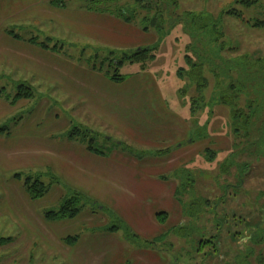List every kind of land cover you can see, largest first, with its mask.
Listing matches in <instances>:
<instances>
[{
  "label": "crops",
  "instance_id": "1",
  "mask_svg": "<svg viewBox=\"0 0 264 264\" xmlns=\"http://www.w3.org/2000/svg\"><path fill=\"white\" fill-rule=\"evenodd\" d=\"M50 2L0 0V73L2 70L9 74L14 72L23 79L19 83L31 80L56 88L63 97L82 106L93 121L113 134L119 133L118 136L125 137L129 144L145 149L174 148V151L166 157L143 160L118 150L108 157L99 156L89 152L79 141L62 137L71 130L74 121L63 116L46 98L35 102L21 100L12 105L0 97V127L19 118L9 136H0V173H15L18 169L23 170L22 173L50 170L70 187L98 202L111 204L109 207L141 237L159 238L172 228V213H179L180 209L183 213L176 199L177 181L173 178L162 180L161 176H170L192 160L194 145H182L190 140L192 127L184 116L168 106L158 80L146 71L135 72L129 80L119 84L69 56H75L71 52L78 53L79 47L87 44L137 50L151 46L156 38L137 25L107 14L67 6L56 8ZM49 21H58L69 37L76 40L72 43L67 37L61 39L76 46L71 47L72 51H65L66 55L44 50L30 43V39L15 38L8 33L11 24L24 29L36 26L37 22L48 24ZM56 29L60 30L59 27ZM23 111V115H18ZM16 181L19 180L15 179L8 186L0 185L6 199L3 204H8V214L26 230V238L32 243L46 242L47 256L55 253L53 250L57 249L59 241L28 208L18 206L33 201L24 184L21 186ZM58 193L54 198L61 200V190ZM161 213H167L169 217L165 226L157 219ZM82 242L80 239L75 247H80ZM97 243L98 240L89 242V246ZM100 245L109 246L115 253L114 258L118 260L115 264H126L131 260L134 264L166 263L163 254L133 250L118 234L102 237ZM67 248L70 246L61 251L64 255ZM91 256L89 260L93 263L90 264H101L100 261L106 260L94 253Z\"/></svg>",
  "mask_w": 264,
  "mask_h": 264
},
{
  "label": "trees",
  "instance_id": "2",
  "mask_svg": "<svg viewBox=\"0 0 264 264\" xmlns=\"http://www.w3.org/2000/svg\"><path fill=\"white\" fill-rule=\"evenodd\" d=\"M97 7H88V11L101 14H107L115 17L127 24L137 25L146 33H153L157 42L153 46L142 48L140 50H120L112 49L102 45L87 44L79 47L80 60H85L91 70L104 74L114 83H124L130 77L120 74L121 68L126 64H141L143 71L149 61L156 59V52L159 50L160 41L168 34L169 27L178 23L186 22L190 24V36L193 39L191 46L187 48L194 56L187 55L186 61L189 70L179 72V75L187 81L188 87L195 88L197 97L192 100V110L196 114L205 105L204 92L209 86V78L214 79L215 88L210 104L225 105L231 110V129L235 139H249L251 133L256 131L258 135V149L260 156L264 157V57L256 55H243L238 58H225L223 53L234 51L228 48L225 38L226 34L221 27L224 17L242 18V14L236 10H230L220 17L213 15H203L201 13H187L188 19L177 16L179 7L178 0H90ZM248 7L253 5L252 1H243ZM256 3V2H255ZM52 7L65 8L64 0H52ZM186 17V16H185ZM248 24L255 29L264 30V21H250ZM15 38L14 32L8 31ZM39 43L37 38L30 39L29 42L37 44L41 48L53 53H64L66 45L64 42L56 43L51 46V40ZM90 52L88 57L84 54ZM94 52V53H93ZM209 70L207 76L206 71ZM35 89L26 82L18 83L17 92L14 96L7 95L5 89L0 90V97L16 105L21 100H34L36 98ZM19 118L12 120V124ZM74 125L73 122H71ZM11 128L8 124L0 127V136H9ZM69 140L79 141L86 149L96 155L108 157L114 151L118 150L124 154L132 156L137 160L146 158L166 157L170 155L174 148L167 149H145L136 145L121 141L116 143L113 148L99 149L96 147L99 134L86 126H73L69 132L62 136ZM113 140V139H112ZM203 137L197 138V141L191 138L190 142L182 144L203 141ZM209 160H213L216 155L214 150L209 148L203 152ZM236 166L233 154L229 156L222 167L223 173L229 175ZM186 165L178 168L170 176H161L162 180L173 178L178 183L176 199L181 205L183 216L188 218L185 224L172 227L165 234L156 239H146L135 232L129 224L126 223L112 209L102 206L94 201L85 193L72 189L65 185L52 171L46 172H26L17 173L14 177L23 181L27 194L32 201H38L45 198L54 187L63 186L66 190V196H63L58 210L47 211L44 218L48 222H60L75 219L81 214L88 204L93 205L92 210H100L109 218L113 219L112 225L101 228L100 232L116 234L121 232L124 239L135 250L152 251L165 254L169 250L161 249V246H168L175 250L176 244L171 239H176L178 248L175 255H172L169 264H264V226L255 229H248V223L244 217H230V215L220 213V204L218 207L206 197H194L195 179ZM247 166H241V176L237 185H227L226 188H235L234 195L226 192L219 202L224 203L229 197H239V192L244 184V175H247ZM239 168V167H238ZM49 180L50 183L44 182ZM184 191V192H183ZM186 194L190 201V210L187 212L183 203ZM212 212L214 216L211 222L202 223L204 215ZM168 214L158 215V221L165 226L168 221ZM109 224V223H108ZM236 229L235 231H233ZM224 232H227L224 237ZM252 233L251 237L246 238L244 234ZM81 237H69L65 240L68 246H76ZM245 240V241H244ZM246 241L252 243L261 251L256 253L255 249L246 245ZM10 240H0V245H4ZM241 242H245L242 244ZM238 243H241L237 245ZM239 246L237 249L235 247ZM248 249V250H247ZM250 249V250H249ZM165 252V253H164ZM126 264H133L128 261Z\"/></svg>",
  "mask_w": 264,
  "mask_h": 264
},
{
  "label": "rangeland",
  "instance_id": "3",
  "mask_svg": "<svg viewBox=\"0 0 264 264\" xmlns=\"http://www.w3.org/2000/svg\"><path fill=\"white\" fill-rule=\"evenodd\" d=\"M64 1L67 7L73 9L83 8L87 10L91 6L97 7L95 3H90V0ZM243 1H252L254 4L248 7L242 3ZM178 2L177 16L183 19H188L187 13H201L215 17H220L223 13L230 10H236L241 13L242 18L224 17L221 23V27L226 34L225 41L227 47L233 48L234 50L223 53L224 57L238 58L246 54L264 57V30L255 29L251 24H248L249 21L251 23H254L256 20L264 21V0H178ZM55 22L49 21L48 24L46 22H37L36 26L32 25L24 29L13 24L10 27L12 28V32H15L17 36L23 39L37 38L39 43L47 42L46 40L49 39L51 40V46L59 42H64L66 45L65 51H69L71 47H76L73 44L61 40L67 37L68 41L72 43L76 42L74 38L69 37L64 27L58 25V21ZM189 26L190 24L182 22L173 27H169L168 34L160 41L159 50L156 52V59L149 61L144 71L158 80L168 106L184 116L188 124L192 127L193 134L191 138L195 141L199 137H203L204 139L201 142L193 144V151L191 153L192 160L185 167V169L190 171L196 182L194 197L209 198L217 207L222 204L219 210L221 214L227 213L230 217L237 218L244 217L248 223V229L251 231V229L253 230L264 226V157H259L260 153L257 140L259 137L256 131L254 132L253 130L249 139H235L231 129L230 108L225 105L210 104L215 88L213 78L207 77L209 79V86L204 92L205 105L196 114L193 113L192 100L197 97V93L195 88L188 87L187 81L179 75L180 71L185 72L189 70L186 56H194L192 52L187 50L189 46L194 44L190 36V31L192 30ZM56 27H59L61 31L57 30ZM153 35L155 36V34ZM156 42L157 38L150 45L153 46ZM71 53H74L75 56L69 54L70 57H74L77 62L88 66L85 60L78 58V56L80 57L79 52L76 53V51H73ZM88 54L91 55L90 52H87L84 54V57H88ZM142 70L141 64H126L121 68L120 74L130 77L133 73ZM208 72L209 70L206 71L207 76L210 73ZM18 81H23L22 77H18L14 72L9 74L2 70L0 73V90H6V93H3L4 97L7 95L14 96L16 94ZM29 83L36 90L34 102L46 98L63 116L74 121L72 127L83 125L97 132L99 137L96 147L99 149L106 150V148H113L116 146V143L126 141L125 137L118 136L119 133L113 134L108 128L93 121L82 106L76 104L69 97H63L56 88L52 89L48 85L45 87L44 84L37 81L29 80ZM23 113L25 112L23 111L18 115H23ZM6 124L13 129L14 124H12V120L4 125ZM207 148L215 151L216 155L213 160H209L203 153ZM232 154L236 166L231 170L229 175H226L223 173L222 167ZM243 165L247 166V175L243 176L244 184L239 192V197H229L224 203L219 202L218 199L223 197L228 191L231 192V196L234 195L235 188L232 189L229 187L227 189L226 186L230 185L235 187L237 185L241 176V166ZM14 171L15 173L1 172L0 185L1 183L7 185L15 181L16 178L14 176L23 170L18 169ZM16 182L21 186L24 184L20 180ZM44 182L47 184L50 183L49 180H44ZM64 184L68 185L65 182ZM57 188H53L45 198L38 201H31L32 204H18L20 208H28L35 218H38L42 224H45L53 238L59 241L60 244L57 249L53 250L55 253L48 256L45 248L46 242L40 239L43 244H40V242L32 243L30 238H26V230H23L20 225L14 222L13 218L15 217L8 214V204H3L6 199L0 189V240H10V242L0 245V264H90L93 263L92 260H89L92 257L91 253L96 254L98 258L101 256L103 258L106 257V260L103 259V261H100L101 264H115L118 261L114 258L115 253L112 252L109 246L104 247L100 245L102 237L108 236L110 233L98 231L105 226L112 225L113 219L109 218L100 210H92L93 205L88 204L86 209L77 218L72 220L48 222L44 218L45 212L59 209L61 200L60 198H54V196L59 195V190H61L62 198L67 194L63 186L60 189ZM181 197H184L182 198L183 203L187 205L185 208L188 212L190 210L188 196L181 194ZM93 200L99 203L101 207L105 206L110 208L109 206L111 204L98 202L95 198ZM172 216V227L185 224L188 221L187 216H183L181 209L179 213H172ZM213 217L212 212H208L203 217L204 221L201 222L203 224L209 221L211 222ZM116 234L123 237L121 232ZM226 234L227 232H224V237ZM251 235L252 233L244 234L246 238L251 237ZM76 236H80L81 240H83L80 247L74 246L75 248H71L70 246V248L65 250L67 254L64 255L61 251L68 245L61 239ZM97 240V244L89 246V242L94 243ZM171 241L176 244L175 250H170L167 245L161 246V249L169 250L166 253L164 252L165 254H161L167 264H169V261L171 262V256L176 254L175 251L180 246L176 239H171ZM241 243L245 244V242ZM246 245L253 247L256 253L261 251L262 248H255V245L248 241H246ZM238 247H235V249ZM133 256L130 258H133Z\"/></svg>",
  "mask_w": 264,
  "mask_h": 264
}]
</instances>
